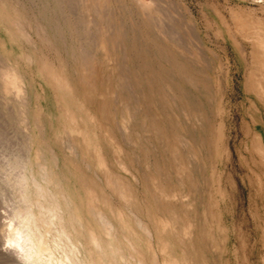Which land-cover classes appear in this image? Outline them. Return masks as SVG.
Instances as JSON below:
<instances>
[{
  "label": "bare ground",
  "instance_id": "6f19581e",
  "mask_svg": "<svg viewBox=\"0 0 264 264\" xmlns=\"http://www.w3.org/2000/svg\"><path fill=\"white\" fill-rule=\"evenodd\" d=\"M6 1L0 0V16L11 19L17 29L11 49L30 43L26 59L42 66L38 92L12 64L6 79L5 88L12 87L19 95L18 106L27 109L22 115L28 133L24 155L11 162L18 168L11 183H16L19 203L15 218L1 225L6 247L26 264H133L134 258L136 264H229L216 169L228 148L222 125L211 123L209 116L221 111V92L212 87L214 78L203 72V64L190 58L193 48L190 41L185 44L174 16L169 25L165 9L142 0L145 22L127 36L109 0H73L66 13L48 0L37 13L44 20L34 28L17 0ZM231 20L232 25L218 17L219 31L243 68L250 117L245 159L264 199V18L234 12ZM27 23L36 40L24 30ZM173 29H178V39ZM193 34L194 47L216 64L214 50L203 44L199 33ZM40 47L53 60L37 58ZM50 88L60 103L55 119L66 120L57 128L71 134L69 154L58 152L57 142L42 141L27 124L28 113L37 121L49 112ZM67 89L73 91L68 98ZM41 129L45 139L46 129ZM83 162L97 165L92 170L101 186L94 179L87 183L85 176L77 181L69 176ZM96 186L108 189V195L101 198L102 189ZM115 198L124 205L110 206ZM154 235L155 243L145 242ZM135 240L148 247L140 258L127 249Z\"/></svg>",
  "mask_w": 264,
  "mask_h": 264
},
{
  "label": "rangeland",
  "instance_id": "374dc122",
  "mask_svg": "<svg viewBox=\"0 0 264 264\" xmlns=\"http://www.w3.org/2000/svg\"><path fill=\"white\" fill-rule=\"evenodd\" d=\"M7 1L11 2L12 0ZM47 1L48 0H17L16 4L23 11H27L28 16L30 17L29 21L35 28L38 23H41L44 20L43 15L41 13H37ZM72 1L73 0H68V2L67 0H53L52 3H55L57 5V10L59 13H61L62 11L66 13L69 11L68 7L72 5ZM120 1L109 0V6L110 8L112 7V9H114V12L119 16L118 21H120V24H122L126 28L127 36H130L133 33L132 31H135L137 24H140L143 21L145 22L146 19L143 13L144 10H142V7L140 5L142 0H137L139 3H137L135 0ZM147 1H149L152 5H155L156 7H160L162 10L165 9L164 11L169 14V16L171 14L172 17L168 16L166 19L169 25L171 24L170 21H174L176 19L175 23L179 24V30H177L179 32L181 31V34L182 32L183 34L185 33L184 36L186 35L187 37H184L185 42L187 41L185 44H188V42L190 41V45L188 46H192L191 48H193V51L191 50L190 58L192 57L191 59H195L194 61L198 60L199 65H204L207 62V64L201 66L203 72L212 75V77L214 78V83L212 82V87L221 92V111L218 113H209V116L211 123H219L222 125L224 131V140H226V145L228 148L227 157L224 154L223 157L216 163V169H218L217 174L219 179L217 181V184L221 189V194L218 195V206L220 208L221 222L223 225H225L224 227L227 237L224 256L225 258H227L229 264H264V199L258 183L255 180H251V178L249 177L250 172L247 166L248 159H245V157L247 156V152L244 146L246 142L245 127L246 123L250 121V117L246 112L248 101L244 95L242 88L243 68L241 67V64L237 58L236 52L233 49L232 44L225 36V33L219 31L218 25V17L221 16H223L225 20L232 25L231 14H233L234 12L240 13L244 16L250 15L254 19H257V17L264 18V0ZM67 4H69V6ZM117 5L121 9L118 8ZM138 6L140 7L137 8ZM117 8L118 10H116ZM108 9L109 8L105 10ZM112 9H109L108 11H111ZM187 12L191 15L188 14V16ZM175 16L178 18V20ZM181 17L183 21L185 20L184 22L180 21ZM4 19L5 20L3 21V18H1L0 16V29L2 31L1 34L5 35H0V41H2L1 39L3 38L6 41V46L9 49L7 51V49H3V47L0 46V62L2 63L0 65L4 66H1L3 69L0 68V264H26L24 261L21 260V258L17 257L12 247H6L3 241V235L1 231V225L4 221L9 220L8 218H15L16 206L19 203V196L17 197L18 192L15 186L16 183H11L12 178L18 168H13L11 162L12 160H15L13 158L17 155H20V157L24 155L26 142L28 140L27 130L26 132L24 131L26 128H24L26 122L23 119V115H26L27 109L25 108L23 110V108H20L18 106L19 95H16V91H13L12 87L6 89L5 86L7 85V77H11L10 70H13L11 68L14 66L16 68L19 67L21 73L24 74L25 77L31 80V82L33 83V89L35 90V92H38V84H40L39 68H41L42 66H35V63H32L30 61L32 65L31 66L28 62L29 60L26 59V52H29V49L31 48L30 43L21 42L20 47L17 48L16 51L11 49V39L13 37L15 39L16 33H14V31H17V29L14 28L13 21H11V19L10 21L6 17H4ZM175 23L172 24L174 25ZM181 23H183V27ZM26 25L28 26L26 27ZM26 25H24V30L29 33L30 37H32L33 40H36V35L33 31L34 29H30L31 24L29 25V23H27ZM192 25L195 26L191 28L190 26ZM4 29L7 32H5ZM190 29H193V31H191ZM173 30L172 31L174 32V37L178 39L180 36L178 34L179 32H177V30L175 32V29ZM192 32L199 33L200 37L202 38L201 40L203 41V44H206V47H208V49H212L211 51L214 50L212 53V58L217 61L216 64H212L211 62H209L206 57H204V55H202V53L194 47L195 44L193 41H195V38ZM8 38L10 39L8 40ZM183 51L186 50L184 49ZM44 53L45 50H43V48L41 47L38 48L37 52H35L37 58L39 57L40 59L48 61H50V59L53 60L52 53H46L47 55ZM199 57H201L202 59H198ZM55 64H57L56 60ZM28 76L31 78H28ZM63 80L64 78L61 79V82H63ZM52 90L50 88V90L47 89L46 91L49 112L41 113V117L38 119L40 123L37 122L38 120L36 121L32 119L31 114L28 113L27 124H29L28 126L31 125L30 127L35 128L37 133L36 135H38L42 139V141H49L53 144L54 142H57L58 146H55V149L58 152L60 151V153L69 154L68 147L69 137L71 134L67 133L65 130L57 128L58 125H61V122H66V120L62 119L59 121L55 119L57 116L56 109L58 108L60 103L57 102V99H55L56 95ZM65 92L68 95H65L64 97L68 98L73 91L71 92L70 89H67ZM15 96L18 98H16ZM30 118L31 120H29ZM42 118H44V120H42ZM22 120L24 121V123ZM42 123L44 124L42 125ZM41 126L46 129V140L42 138V133L44 129L42 130ZM87 155H91L90 152H87ZM66 159L68 161L71 160L68 157ZM82 164L78 165L76 168L70 171L69 176H72L74 181H77L78 177L85 176L84 178L87 180V183H89V181L93 182L94 179L96 185L100 184L99 180V182L97 183V179L95 178V174L92 170V165L95 169L97 168V165L84 162ZM120 171H122V169H120ZM99 186H101V184ZM96 187L97 189L101 188L98 186ZM108 191V189L100 190L99 196L101 198H104L106 195H108ZM84 194L87 195L86 192ZM83 196L85 195H82V197ZM82 199L85 200L86 197H83ZM109 204L110 206L114 207H122V205H124L123 202L117 198L113 199V201ZM157 222L158 221H156V223ZM159 227L161 226L159 225ZM157 238L158 236L155 235L153 237H146L145 242L150 241L152 243H155ZM127 249L131 251L133 256L140 258L141 256L146 255L148 247L146 248L145 243H139L137 240H135L134 243L129 244V247ZM149 251H152L150 247ZM61 252L62 251L58 253ZM131 261L133 264H136L135 258ZM146 264L162 263L160 261L154 262L152 260H148Z\"/></svg>",
  "mask_w": 264,
  "mask_h": 264
}]
</instances>
